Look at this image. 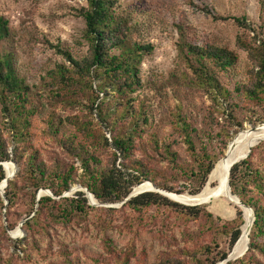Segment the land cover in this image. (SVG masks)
Instances as JSON below:
<instances>
[{"label":"rangeland","instance_id":"1","mask_svg":"<svg viewBox=\"0 0 264 264\" xmlns=\"http://www.w3.org/2000/svg\"><path fill=\"white\" fill-rule=\"evenodd\" d=\"M114 1L115 11L127 20L131 29L130 40L152 47L151 53L143 56L139 67L142 86L127 96L131 105L139 107L143 112L137 130L140 142L143 144L153 139L159 146L169 147L177 155V163L189 167L190 154L178 129L180 125H177L180 117L189 126L188 133L195 150L200 152L205 147L208 154L221 161L234 138L262 124L259 120L264 116L263 109L247 103L236 93L235 87L247 83V71L250 68L246 52L236 42L240 39L257 45L264 41V0ZM85 6V0H0V17L7 21L8 27V37L1 42L0 53L10 54L16 74L30 89L36 113L32 117L29 132L34 148L46 162L56 155L61 158L59 149L42 133L47 113L53 111L56 121L64 120L67 116L79 119L85 117V111L80 106L63 109L50 96L47 97L50 87L46 78L47 71L64 63L61 55L53 49L55 46L67 49L77 59L86 54L88 49L83 37L85 24L78 16L80 9ZM238 19L244 20L237 23ZM178 27L184 39L192 44L226 48L237 56L233 73L222 75L219 79L230 92L229 102L216 103L189 84L188 69L181 63L176 47L179 40ZM95 85L93 83V88ZM92 114L93 122H96V114ZM3 122L6 120L0 113V127ZM63 130L68 136L81 140L80 134L73 127L66 124ZM102 130L110 144L108 149H98V156L105 163L113 147L110 131ZM251 139L245 137L244 140L250 142ZM259 144L253 162L264 173V141ZM144 154L151 152L136 151L134 157L141 159ZM5 165L11 166L14 172L12 164L3 163L5 176ZM151 166L161 171L166 169L167 163L151 162ZM74 167H78V164L75 163ZM18 170L16 165L11 180ZM80 174L78 169L77 175ZM169 186L183 193H171V200L160 193L164 190L151 182H145L140 187H154L147 193L157 194L173 203L178 201L177 204L182 203L180 205L185 207L204 206L205 213L211 214L212 219L207 220L204 216L186 218L182 211L165 206H150L138 212L123 206L125 199L117 204L102 206H92L86 199L87 205L96 209L89 213L83 223L68 227L53 225L47 233L34 235L33 240L21 244L17 241L24 239L25 232L19 224L24 218L29 219L34 215L37 205L28 216L31 211L29 204L18 199L6 214L8 205L5 207L0 193L3 204L0 208V264H67L68 260L75 258L80 264H90L89 258L100 259L99 264H109L110 261L103 260H109L110 255L114 254H123L127 264H154L159 255L190 263L192 259L189 256L200 246L208 245L216 253L231 252L232 249L228 250L229 232L237 225V209L242 218L240 232H243L246 213L250 216L251 225L249 210L246 209L243 214L241 208L221 196L203 197L198 200L202 202L200 205H188L196 202L191 200L195 195L189 194L195 186L193 179L177 175L169 182ZM0 187H4L3 182ZM80 187L79 184H73L68 192L60 197L52 195V199L74 197V194L82 193ZM5 189L2 191L4 197ZM42 190L45 189H40L37 195ZM43 196L46 195L42 193ZM258 198L261 205H264V196L259 195ZM19 217L23 220L14 229L8 230L7 218L9 224H16ZM103 237L109 239V242L104 241ZM108 244L113 254L106 252ZM245 250L246 247L242 254L230 262L241 259ZM257 258L264 264L260 255Z\"/></svg>","mask_w":264,"mask_h":264},{"label":"trees","instance_id":"2","mask_svg":"<svg viewBox=\"0 0 264 264\" xmlns=\"http://www.w3.org/2000/svg\"><path fill=\"white\" fill-rule=\"evenodd\" d=\"M85 2L86 6L80 9L78 16L85 24L83 37L88 49L86 54L77 59L67 49L55 46L53 49L61 55L64 63L46 72L50 87L47 97L50 96L63 109L80 106L85 111L82 119L67 116L64 120L56 121L52 111L43 120L42 133L59 149L61 158L56 155L46 162L34 148L29 131L36 109L32 104L30 89L16 74L10 54L0 53V113L6 120L0 127V163L11 161L19 167L15 178L8 180L6 184V214L18 199L29 204L31 211L28 216L37 205L34 215L29 219L24 218L21 228L25 237L17 243H28L33 240L34 235L47 233L53 225L68 227L81 224L96 209L87 205L81 192L71 198L53 200L43 196L36 201L40 189L48 190L54 197H60L73 184H79L88 189L98 203L112 205L122 202L133 189L145 182H151L168 193L182 194L181 190L169 186V182L175 176L183 175L194 180L195 186L189 193L194 196L202 190L220 161L208 154L205 147L200 152L195 150L188 133L189 126L180 117L177 125H180L178 129L188 147L189 167L178 164L177 155L169 147L159 146L153 139L143 144L140 142L137 130L143 112L139 107L131 105L127 96L142 86L139 67L143 56L150 54L152 47L130 40L131 29L127 20L115 11L114 0ZM243 20L238 19L236 22ZM178 29L179 40L176 47L181 63L188 69L189 84L216 103L229 102L230 92L219 79L222 75L233 73L237 56L226 48L192 44L184 39L181 28ZM7 37V21L0 17V45ZM236 43L246 52L250 68L247 71V83L236 86L235 91L247 103L261 107L264 113V41L256 45L254 42L251 44L238 39ZM93 83H96L95 88ZM93 112L96 114V122H93ZM263 122L264 116L259 120V123ZM64 124L73 127L80 134L81 140L65 134ZM103 128L110 131V143L113 147V152H110L105 163L98 156L100 147L108 149L110 146ZM259 147L260 144L252 147L247 158L229 170L230 191L243 205L252 209L254 220L249 228V242L243 257L226 264H262L257 255L264 260V205H261L258 198L259 195L264 196V173L253 162ZM141 150H148L151 154H144L141 159L135 158L134 152ZM151 162H166L167 167L165 170H155ZM75 163L78 167H74ZM78 169L81 171L79 176ZM4 177L0 165V183ZM201 203L196 201L188 205ZM2 205L0 201V208ZM123 206L138 212L150 206H165L182 211L186 218L197 219L204 216L207 220L212 219L211 214L205 213L204 206L185 207L153 193H143L125 202ZM17 220L16 224H9L7 218V229H14L23 219L19 217ZM235 222L237 225L230 229L228 242V250L233 248L232 253L243 241L239 209ZM103 240L109 242L105 237ZM110 249L109 245L106 252L113 254ZM227 255L228 252L216 253L207 245L192 251L190 263L159 255L154 264H217L224 261ZM110 256L109 260L104 258L103 261H110L109 264L128 263L123 254ZM89 261L90 264L101 263L100 259L95 258H89ZM67 264L80 263L75 258L68 260Z\"/></svg>","mask_w":264,"mask_h":264},{"label":"bare ground","instance_id":"3","mask_svg":"<svg viewBox=\"0 0 264 264\" xmlns=\"http://www.w3.org/2000/svg\"><path fill=\"white\" fill-rule=\"evenodd\" d=\"M245 137H251L252 139L250 142H246L244 140ZM235 139H236L235 147L226 151L225 157L217 164L216 170L210 175L209 179L207 180L205 188L199 194L192 197L191 198L192 201H198L201 200L203 197H210L214 195L221 196L229 201L227 177H228V172L231 168V161L235 157H241L243 155H246L248 151L255 146V143L264 141V128L259 131H250L248 133L240 134ZM5 168L7 172L6 176L10 177L13 173L11 166L5 165ZM139 189H144V188L139 187ZM182 200H190V199L183 198ZM243 214H245V209L243 210ZM245 221H246L245 225L242 228L243 241L239 245L238 249L232 255H230L231 259H234L238 255L242 254L248 243L247 237L250 228V216L248 213H246Z\"/></svg>","mask_w":264,"mask_h":264},{"label":"water","instance_id":"4","mask_svg":"<svg viewBox=\"0 0 264 264\" xmlns=\"http://www.w3.org/2000/svg\"><path fill=\"white\" fill-rule=\"evenodd\" d=\"M263 128H264V123H262V124H260V125H257V126L254 127V128H251L250 131H259V130H262ZM235 144H236V139L234 138L233 141L229 144V146H228V148H227V151H228L229 149L234 148V147H235ZM257 144H259V142L255 143V145H257ZM249 153H250V150L248 151L247 155H245V156H243V157H235V158L231 161V168H232L235 164H237V163H239L240 161L246 159ZM225 155H226V154H225ZM225 155H224V157H225ZM4 163H6V162H4ZM8 163H10V164L13 165V167H14V172L12 173V175H11L10 177H9V176H5V177H4V179L2 180V182L4 183V187H6L7 181H8V180H11V179L13 178L14 173H15V169H16V165H15L14 163H12V162H8ZM0 165H1V167L3 168V163H0ZM210 173H211V172H210ZM229 173H230V171L228 172V177H227V188H228V190H229V193H228V196H229V202L235 204L236 206H238V207L241 208L242 210H244V209H245V210H246V209L249 210L250 213H251V225H252L253 220H254V214H253V211H252L248 206L243 205V204L238 200V198H237L236 196H234V195L231 193V191H230V187H229ZM2 182L0 183V186H1ZM144 185H145V184H144ZM140 186H141V185H140ZM140 186H138V187H136L135 189H133L132 192L127 196V198H125V200L123 201V203H125V202L129 201L130 199L135 198V197H137V196H139V195H141V194H143V193L150 192V190H151L152 188H154V187H151V189H149V188L139 189ZM4 187H3V188L0 187V193H1V198H2V200L4 201V203H5V207H6V206L8 205V201L6 200V198H5V197L3 196V194H2V191H3ZM80 189L82 190V193L84 194L85 198L88 200V202H89L92 206H102V205H105V204H99V203H97V201L94 199V197L88 192V189H86V188H84V187H80ZM138 189H139V190H138ZM42 191H43V192H42ZM42 191L38 193V195H37V197H36V201L39 200V198L41 197V194H42V193H44L46 196H48V197H50V198H54V197L52 196V194H51L49 191H47V190H42ZM160 193H161L162 195H164L165 197L171 199V196H170V195H172L171 193H167V192H165V191H160ZM209 198H214V196H210ZM93 200H94V201H93ZM171 200H172V199H171ZM209 200H210V199H209ZM173 201H175V200H173ZM175 202L179 203L178 201H175ZM180 204H182V203H180ZM183 205H185V204H183ZM195 205H200V204H194V206H195ZM24 222H25V220H24ZM24 222L22 221V222L19 224V227H21L22 224H24ZM18 230H19V232H20V229H18ZM13 234H14V233H12V235H13ZM248 234H249V232H248ZM247 240H248V242H249L248 237H247ZM232 250H233V248H232ZM232 250H231V252L227 255V258H226L224 261H222V262H220V263H218V264H226V263L230 262L231 260H235V259H231V258H230V255L232 254ZM246 250H247V249H246Z\"/></svg>","mask_w":264,"mask_h":264}]
</instances>
